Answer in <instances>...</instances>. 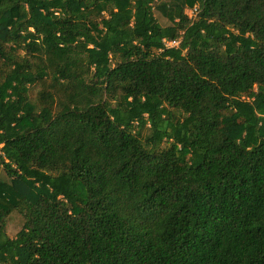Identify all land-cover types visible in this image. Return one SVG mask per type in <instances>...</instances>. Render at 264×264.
<instances>
[{"label": "trees", "instance_id": "1", "mask_svg": "<svg viewBox=\"0 0 264 264\" xmlns=\"http://www.w3.org/2000/svg\"><path fill=\"white\" fill-rule=\"evenodd\" d=\"M0 264H264V0H0Z\"/></svg>", "mask_w": 264, "mask_h": 264}, {"label": "rangeland", "instance_id": "2", "mask_svg": "<svg viewBox=\"0 0 264 264\" xmlns=\"http://www.w3.org/2000/svg\"><path fill=\"white\" fill-rule=\"evenodd\" d=\"M187 13L189 14V16H192V11L191 10H188ZM14 233H15V230L11 226L10 229H9V236L13 237Z\"/></svg>", "mask_w": 264, "mask_h": 264}, {"label": "built area", "instance_id": "3", "mask_svg": "<svg viewBox=\"0 0 264 264\" xmlns=\"http://www.w3.org/2000/svg\"><path fill=\"white\" fill-rule=\"evenodd\" d=\"M167 45H172V46H174V45H176V43L173 42V43H169V44H167Z\"/></svg>", "mask_w": 264, "mask_h": 264}]
</instances>
